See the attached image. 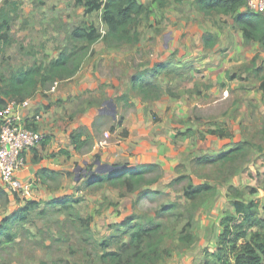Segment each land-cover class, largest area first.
Returning a JSON list of instances; mask_svg holds the SVG:
<instances>
[{
  "label": "rangeland",
  "instance_id": "obj_1",
  "mask_svg": "<svg viewBox=\"0 0 264 264\" xmlns=\"http://www.w3.org/2000/svg\"><path fill=\"white\" fill-rule=\"evenodd\" d=\"M6 1L17 2L18 10L14 13L12 7L5 4ZM138 2L146 5L149 13L141 18L138 27V32L143 29L147 31L143 45L137 51L138 56L131 61V67L137 70L136 76L152 69L155 64L153 61L164 55L165 45L172 44L173 36L157 27L162 8L156 5L169 3L168 8H174L184 15L197 10L195 0H182V3L176 0ZM1 9L16 18L10 34L12 46L4 47L0 43V81L9 78L12 73L33 67L45 70L62 51L70 53L83 47L84 43L71 40L73 30L78 27L92 25L102 34L106 30L101 12L84 15L83 8L78 7L75 0H0ZM210 17L205 22L209 21L213 28H219L224 35L223 40L230 42L220 52L226 63L222 71L225 72L224 76L213 79L212 74V78L207 79L203 75L205 73L199 75L196 72V86L187 85L182 90H170V98L162 100L163 108L167 109L160 116V110L153 109V117L148 115L151 104L145 105L143 97L131 88L122 96H127L126 100L117 98L115 102H110L112 106L108 103L103 108L108 112L115 111V117L106 114L105 125L101 124V128L97 126L100 123L97 117L92 127H79L73 133L72 136L89 133L94 142L91 141L92 145L90 143L80 151L71 148L69 156L60 155L62 157L57 158L60 162L64 161L67 167L61 171L62 176L46 183L36 177L34 183L30 181L23 184L21 193L16 196H9L0 185V227L4 218L20 212L28 202L37 203L34 209L25 214V220L7 227L5 233L13 237L12 242H7L5 235L0 237V264H98L103 254L116 248L112 246L109 249L103 245H108L110 238L115 242L121 237L117 229L127 219L146 225L163 224L166 240L173 250L171 257L161 264H168L174 258L173 261L179 260L185 264L183 259L187 247L179 241L183 229L191 225L189 229L196 239L205 241L202 252L207 247L208 226L213 225V235L219 229L221 219L233 211V193L239 192L247 202L259 201L260 213L264 214V46L242 45L237 34L239 27L233 18L224 19L218 15ZM231 27L235 32L231 30L232 34H227L226 30ZM151 29L156 34L148 37ZM179 30L185 37V30L182 27ZM158 36V42H161L159 52L155 50V38ZM214 38L219 39L217 35H213ZM95 57L92 51L84 59L83 68L78 72L82 75H76L73 80L59 81L57 85L51 84L47 89L39 88L32 100L36 97L43 99L57 111L59 119L71 124L78 122L80 107L85 104L82 95L77 96V102L73 100L74 105L68 107L66 104L63 106L64 102L57 94L61 89H71L77 80L87 78L83 73L91 74ZM173 58L178 59L177 56ZM127 66L128 61L125 63ZM93 72L96 73L97 69ZM148 80L153 81L154 78L149 76ZM204 91L205 94L202 93ZM170 99L180 104H166ZM140 112L146 118L150 117L148 126L146 124L144 128L156 132L155 135H148L151 143L158 145V138L164 139L158 146L159 155L154 157L161 170L148 175L146 184L131 193L107 184L91 185L89 175L99 174L97 162L100 161L102 165L106 163L103 155L94 151L95 140H105L104 133L110 129L113 144L126 141L129 128ZM164 120L167 123L163 124ZM70 123L66 130L71 126ZM214 130L224 136H210L209 131ZM141 141L150 142L145 138ZM238 147L245 150L235 156L233 161L209 165L198 163L203 157L216 159ZM45 150L49 156L59 152L53 151L51 154L50 149ZM67 150L70 149H63ZM132 151L127 150L129 154ZM125 160L121 155L111 166L125 164ZM203 185L211 186L214 191L194 201L185 196L190 188ZM56 199L63 203L49 204ZM171 205L176 206L173 212L164 211Z\"/></svg>",
  "mask_w": 264,
  "mask_h": 264
},
{
  "label": "trees",
  "instance_id": "obj_2",
  "mask_svg": "<svg viewBox=\"0 0 264 264\" xmlns=\"http://www.w3.org/2000/svg\"><path fill=\"white\" fill-rule=\"evenodd\" d=\"M182 3V0H176ZM15 13L18 10L17 2H8ZM78 7L83 8L85 15L95 12L102 13V23L106 26L105 33H100L92 25H83L73 30L71 40L82 42L85 45L67 53L62 51L59 57L52 61L47 69L33 67L12 73L7 79H2L0 85V108L8 101H23L35 97L39 88L47 89L49 85L59 81L70 80L81 70L84 59L92 53V46L102 41L108 48L120 47L123 45H136L139 43L138 27L141 18L149 13V8L140 4L138 0H75ZM160 7L166 4L160 3ZM195 7L205 16L224 15L231 16L239 27L244 43H258L264 46V14H257L248 11L246 0H195ZM16 16L0 11V43L4 47L12 46L11 30ZM213 35H205L204 42L207 46H213ZM164 69L156 65L151 74L143 72L135 77L132 83V90L140 94L146 101H158L163 94L162 87L157 82V76ZM148 76L154 78L148 80ZM232 78V77H231ZM2 97L9 99L5 101ZM123 100L127 96L122 97ZM210 136H224L216 130L209 131ZM126 136V133H125ZM84 138V140H83ZM47 139L42 143L46 145ZM92 136L77 133L72 136V144L76 151L84 146L93 144ZM244 148L238 147L226 152L216 159L203 157L198 160L199 164H215L220 161H233L235 156L244 152ZM63 155L69 156L68 151H61ZM120 168L109 174H97L90 176V184L103 186L104 184L124 188L131 193L139 190L146 184L147 176L158 173L161 169L155 164H145L136 167L130 165L116 164ZM62 176L61 172L43 169L38 173L40 182H47ZM180 182V180H178ZM5 191V190H4ZM213 188L209 185L190 188L185 196L194 201L202 196L211 193ZM8 194V193H7ZM6 194V195H7ZM10 196V195H9ZM62 200L53 201L49 204L57 205ZM233 211L228 212L220 221L222 233L219 236L217 250L210 253L205 251L204 260L201 264H264V214L260 213V203L256 200L245 201L239 192L231 196ZM37 206V203L30 201L27 206L13 216L4 218L0 227V237L5 235L7 242H12L13 237L5 233L10 224H16L26 219L25 214ZM176 208L171 205L164 211L173 212ZM118 233L121 235L117 241H110L103 246L115 249L106 252L100 257L98 264H161L172 255V245L168 244L164 234L163 224H141L134 223V219H127L120 224ZM188 225L183 229L179 241L184 247H191L196 241L195 234L190 231ZM123 229V231H122ZM127 237V239H122ZM47 264V263H42Z\"/></svg>",
  "mask_w": 264,
  "mask_h": 264
},
{
  "label": "crops",
  "instance_id": "obj_3",
  "mask_svg": "<svg viewBox=\"0 0 264 264\" xmlns=\"http://www.w3.org/2000/svg\"><path fill=\"white\" fill-rule=\"evenodd\" d=\"M168 5L169 3H167L165 7H162L160 10V24L157 27L163 29L165 32H169L171 37L173 36L172 44L170 46L166 44L164 55L160 59L157 58L153 61L156 65L164 67V69L157 76V82L163 89V95L158 101L154 102L142 99L145 101V105L151 104L150 111H148V115L150 117H153L152 114L155 113L152 112L153 109L160 110L158 112L159 116L165 109H167L165 107L163 108L162 103L164 102H162V100L164 98H170V90H182L187 85L193 86L194 88V86H196V72L200 73L199 75L205 73L203 75H206L207 79L212 78V74L214 75L213 79L218 77L220 78L222 75L224 76L225 72L222 71L225 69L226 63L221 58L220 52L224 49L225 45L230 44L229 40H223L224 35L222 36V32H220L219 28H213L212 23L209 21L205 22V19L210 16H205L200 11L194 9V11H191L190 15H184L179 11H176L174 8H168ZM156 7L159 8L160 5L158 4ZM218 16H221L224 19L231 17L224 15ZM179 18H181L182 21H178ZM103 27L106 29L105 25H103ZM180 27L185 30V37H183L184 34L180 32ZM231 30L235 32L231 27L226 30V33L232 34ZM146 31L147 30L145 29H143V31H139V43L136 45L128 44L120 47L108 48L102 41H99L92 46V51L96 54V57L92 60L93 66L91 67V74L86 75V73H83L87 78H83L79 81L77 80L76 84L73 85L71 89H61L57 94V97H60L61 100H63V106L66 104L68 107H71L77 102V96L80 97L82 95V100H85V104L80 107L78 122L71 124L66 120L59 119L57 111H54V108H52L51 105L46 103L43 99L36 97L32 100L33 105L29 114H31V116L40 115L41 119L39 121L32 122L31 127L45 133L48 139L46 145L42 144V147L38 146L39 148L36 147L25 153L24 156L27 162V168L19 174L23 184L29 183L30 181L34 183L36 181V177L38 179L39 171L43 169L57 172L66 170L67 167L66 164H63L64 161L60 162L57 158L63 156L61 153L63 149H70L67 150L68 152L71 151V148L75 150V146L71 141L73 133H75L79 127H92L94 120L97 117H99L100 122L97 126L101 128V126L105 125L103 123L106 122L104 120V118H106V114L102 113L104 110L103 108L106 106V104L115 102V99L121 98L132 88V83L135 79L137 70L131 67V61H133V59L138 56L137 51L143 45L144 34ZM155 34L156 33L151 29L148 33V37H151ZM208 34L217 35L219 37L217 40L214 38L212 47H207L204 42V37ZM237 34L242 42V45L245 44L240 29L237 31ZM158 40H160V36L155 38V43H157V48H155V50L157 52H159L161 49V42H158ZM251 44L259 46L261 45L258 43ZM240 48L244 50L243 47ZM147 50L148 48L145 50V52ZM174 56H177L178 59L173 58ZM242 60L245 61V59ZM126 61L129 63L127 68L125 67ZM95 62L96 66H94ZM155 64L153 65L152 69L156 66ZM94 69H97L96 73L93 72ZM152 69L147 71H149L151 74ZM78 74L79 73H77V75ZM79 75H82V73ZM74 78L75 77H73L72 80ZM198 88L199 90H202L200 87ZM202 93L205 94V91ZM73 100L74 103H72ZM174 101L175 99H170V101H166V104L170 102L175 103ZM99 105H101V107H99ZM150 117L146 118L143 112L138 113L136 121L134 120L132 124L133 126L129 128V136L127 137L126 141L124 140V142H116V144H113L111 142L112 140L110 139V136H112L109 131L110 129H107L104 133V136L106 137L105 140H95L94 151L102 154L104 157L103 159L106 160L105 164L109 163V165H113L117 157L121 155L127 159L124 161L125 164L122 165L136 167L140 166L138 164H158L157 159L154 157L155 155H159L160 150L158 146H161L162 142H164V139L162 137L158 138V145L151 143V138H149L148 135L151 136L152 133L155 135L156 132H153V129L146 130L144 128L146 124L148 126ZM69 123L71 126H69L66 130V127L69 125ZM164 123L167 122L164 120L163 124ZM154 128H156V126H154ZM158 128L159 127L157 125V130ZM114 130L115 129H113V131ZM166 134L169 133L167 132ZM143 138L149 139L150 142H142L141 139ZM46 148L51 150V154L53 151L59 152L56 155L52 154L49 156L45 150ZM128 149H133L131 154L127 152ZM210 225L211 226H208L206 230L207 247L203 248L204 252L203 250L202 252L200 251L202 245H205V241L203 239L198 241V239L195 244L185 250L187 253H185V258L183 259L185 260V264H201L204 260L206 251L205 248L210 253L217 250L222 228L219 224V229H216V233L212 235L213 225ZM177 255L178 254H176V256ZM172 261H170L171 263L169 262L168 264H181L179 260Z\"/></svg>",
  "mask_w": 264,
  "mask_h": 264
},
{
  "label": "built area",
  "instance_id": "obj_4",
  "mask_svg": "<svg viewBox=\"0 0 264 264\" xmlns=\"http://www.w3.org/2000/svg\"><path fill=\"white\" fill-rule=\"evenodd\" d=\"M252 13L264 14V0H246ZM57 85V83H55ZM32 99L11 100L0 108V185L11 196L21 193L19 174L27 168L25 153L42 145L47 135L31 127L40 115L29 114Z\"/></svg>",
  "mask_w": 264,
  "mask_h": 264
},
{
  "label": "water",
  "instance_id": "obj_5",
  "mask_svg": "<svg viewBox=\"0 0 264 264\" xmlns=\"http://www.w3.org/2000/svg\"><path fill=\"white\" fill-rule=\"evenodd\" d=\"M110 105L112 106L113 104H110ZM113 109H115V108H113ZM102 113L111 114V115H113L115 117V111L114 110H113V112H108L107 110L104 109L102 111ZM97 165L99 167L98 170H97V173H99V174H109V173H112V172L120 169V168L113 167V166L107 165V164L102 165L100 161L97 162Z\"/></svg>",
  "mask_w": 264,
  "mask_h": 264
},
{
  "label": "bare ground",
  "instance_id": "obj_6",
  "mask_svg": "<svg viewBox=\"0 0 264 264\" xmlns=\"http://www.w3.org/2000/svg\"><path fill=\"white\" fill-rule=\"evenodd\" d=\"M49 141V140H48Z\"/></svg>",
  "mask_w": 264,
  "mask_h": 264
}]
</instances>
